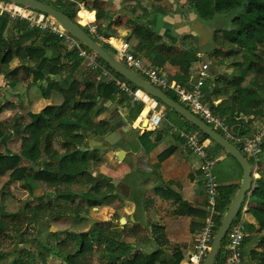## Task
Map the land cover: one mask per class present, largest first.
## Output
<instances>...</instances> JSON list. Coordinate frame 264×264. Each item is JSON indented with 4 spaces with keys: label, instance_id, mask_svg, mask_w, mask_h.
<instances>
[{
    "label": "trees",
    "instance_id": "trees-1",
    "mask_svg": "<svg viewBox=\"0 0 264 264\" xmlns=\"http://www.w3.org/2000/svg\"><path fill=\"white\" fill-rule=\"evenodd\" d=\"M42 1L75 21L73 18L74 6L79 4L80 0ZM136 1L146 2V6L143 7V12L140 15L136 14L137 7L135 6L128 10L133 17L129 19L130 34L127 39L134 41V53L160 70L166 65L177 67L178 72L172 77V80L181 84L190 82V68L199 61L200 58L197 55L200 53L201 47L189 34L181 36L182 46L169 44L161 36L155 34L146 23L150 12H166L167 8L161 6V2L164 0H152L151 3L149 0ZM184 4L196 21L213 29L212 45L215 48L212 55L204 54L206 61L219 57L220 60L212 61L219 66H224V60L230 55H241V63L233 64L236 67L234 74L218 72L206 80V85L208 87L212 85L213 90L210 94H205V101L209 104L210 109L226 123L233 135L252 136L255 133L252 121L264 119V0H185ZM94 7L89 11H95L97 21L101 17L100 11ZM222 15L230 21V28H223L220 23L215 24V19ZM87 16L92 18L91 15ZM78 18L80 24H86L81 16V11L78 12ZM103 21L99 24L98 29L105 31L106 38L115 37L116 31L112 30L110 26L112 17L105 15ZM82 29L96 42L102 44L97 37L89 33L87 26H82ZM217 30L221 31L222 41L218 40L215 33ZM6 32L15 33L18 38L7 39L4 35ZM61 43L57 36L30 27L24 20L0 15V63L9 62L12 58L11 51L15 49L19 64L13 68L12 72L16 73L21 70V78L29 80L28 85L44 83L45 85L40 87L41 96L44 99H48L51 91H57L62 96L60 105H47L37 113L28 112V123L7 125L4 130L0 127V139L8 129H11L12 135L21 141V149L18 154L0 153V177L8 173L9 180H25L34 190L39 188L37 183H42L46 188L53 189L43 192V195H33L32 197L39 201L35 207H30L28 204L30 198L15 211L0 206V239L8 235L14 240L11 246L0 250V254L11 256L10 264H48L52 257L62 259L66 264H79V260L90 258L94 252L97 253L102 264H156L157 262L166 264L165 260L159 259V250L149 253L138 251L140 244H146L152 239L147 235L146 229L138 218V210L141 211V209L137 198H123L111 183L110 177L101 173L94 174L91 170V165L100 161L97 153L100 147H93L90 144V137L93 135L104 136L109 129V122L106 118L95 121L91 118L90 113L98 106L100 100L114 101L121 92L113 82L102 81L97 71L89 69L97 77L98 83H88L80 90L81 82L72 79L66 88H62L57 76L62 74L60 62L63 57L67 61H73L67 70L69 75L73 74L81 61L75 57L73 52L63 51ZM219 46L231 50V53L224 52ZM109 47L113 51L110 45ZM47 52H50L51 55L47 56ZM96 58L118 80L126 81L135 90L139 89L115 73L97 56ZM247 76L250 78L241 86L240 83ZM163 92L177 102L171 92ZM218 96L223 98L219 103L214 104L213 99ZM150 98L163 106L167 117L170 114L180 117L186 131L197 133L203 140H209L223 151L195 126L157 99ZM122 100L124 98H121ZM102 110L108 111L104 106ZM169 121L172 120L169 119ZM216 131L223 136L220 130ZM55 141L59 142L60 148L54 147ZM144 141L147 142V139ZM152 146L148 143V150H151ZM173 152L174 148L165 149L159 154L158 160H164ZM22 160L25 163L20 165ZM248 161L251 164L250 159ZM80 179L83 180L87 188L82 193L73 192L70 189L71 186ZM226 189L227 187H218L215 231L230 203ZM46 195L54 196L63 204L42 202ZM119 199L134 201L133 221H130L128 216L126 217V222L132 223L128 232L125 231V228L121 232H113L110 230L108 222L95 221L88 231L68 236L55 247H50L41 238L29 234L27 226L31 224L39 228L40 222L48 221L53 216L64 217V212L61 209L65 205L73 206L75 202L81 200L82 206L72 208L69 206L68 209L71 208L72 218L88 219L85 215L90 208L89 203L102 204ZM247 200L252 203L249 213L254 217L257 228L253 224H245L247 235L243 239L242 246L248 242H257L255 236L264 232V140L261 144L258 177L254 179L251 194ZM241 209L236 217L241 214ZM52 236L58 239L59 234L52 233ZM260 238L258 240L260 251L251 250L249 252L250 261L253 264H264V237ZM130 239H133V242H128ZM224 246L225 237L221 241L214 264H224ZM14 247L18 249L19 253L11 250Z\"/></svg>",
    "mask_w": 264,
    "mask_h": 264
},
{
    "label": "crops",
    "instance_id": "crops-1",
    "mask_svg": "<svg viewBox=\"0 0 264 264\" xmlns=\"http://www.w3.org/2000/svg\"><path fill=\"white\" fill-rule=\"evenodd\" d=\"M184 2L185 0L162 1L161 6L167 8L166 12H150L148 16L146 15V23L153 29L155 34L161 36L169 44L182 46L180 42L181 36L189 34L196 40L195 42L201 47V50L211 47L213 29L196 21ZM94 14V11L87 12V15L92 16V22L95 21ZM4 35L10 40V37L18 38L12 32H6ZM110 40L115 42V37H108L107 42L110 43ZM127 42L133 50V44L129 41ZM11 52L12 58H10V61L0 63V124L3 123L5 126L13 124L24 125L25 123L20 114L37 113L41 110L33 111V107L39 109L47 105H57L51 103V97L56 91H51L48 99L42 98L41 92L32 94L35 84L28 85L29 80H22L21 70L16 73L12 72L13 68L19 64V59L15 49ZM49 55L51 53L47 52V56ZM199 55L201 56L199 61L190 68V80H196L203 63L212 61V59L206 61L202 58L203 54L201 51ZM72 62H68L64 57L60 62L62 74L57 76V80L62 88H66L72 79H77L81 82L80 89L88 83H98L95 74L84 67L82 62V64H78L73 74L69 75L64 67L70 66ZM161 71L168 79L172 80V77L178 72V68L166 65ZM227 71L226 68H223V72ZM208 73L213 77L218 72ZM205 82L203 87L204 94H210L213 86L209 85L208 87ZM38 84V87L45 85L44 83ZM121 98H124V100L121 101ZM222 98L221 96L216 97L213 99V103H219ZM40 102L46 105L39 107ZM17 103L20 104V108L25 113H16L19 111ZM153 103H156L154 105L155 109H164L163 106L151 100L150 97L147 102H133L128 96L119 93L114 101L100 100L98 105L107 108L108 111H104L108 113L106 119L117 126L116 132L118 136L124 135L121 130L126 125L124 119L130 124L132 132L122 145H116L114 151L112 149L106 153L110 164L113 163V167L107 170L106 167L108 168L109 166L107 161L101 160L98 173L124 182L129 186V197L137 198V203L141 209V211L138 210V218L142 225L149 227L151 233L148 236L152 239L146 244H140L138 251L149 253L159 250L158 257L160 260H165L166 264H186L188 257L193 252L194 237L203 224L205 192L198 171V159L186 151L182 139L171 128V126H174L186 130L183 120L173 114L167 117L166 114L158 128L153 130L143 128V125L145 126L146 124L143 122L145 116L153 111ZM3 104L5 106H2ZM99 107L97 106L94 109H99ZM100 119H103V117L98 118V120ZM169 119L172 121H169ZM252 128L254 130L264 129V119L253 120ZM9 136H13L12 131L6 132L3 138L7 139ZM94 137L98 138L97 136ZM13 138L16 139L14 136ZM144 139H147V142ZM148 143L153 145L151 150L147 148ZM109 147L111 149L112 146ZM167 148H174V152L164 160L159 161V154ZM119 151H123L120 158L117 157ZM207 151L217 163H215L213 171L218 187H227L226 195L231 201L240 185L242 178L241 168L231 156H228L215 145L213 146L209 140ZM219 165L225 167L226 175L221 174L222 171ZM112 169V174L107 172L112 171ZM130 176V183L123 180L124 177L129 178ZM251 204L247 202V204L243 205L241 215L245 224H253L257 228L254 217L249 213ZM134 206V201L125 200L124 212L128 214L130 221H133ZM120 219L123 218L118 219L119 224ZM114 225L113 227L117 226V224ZM128 225L132 227V223H128ZM124 228V226L120 225L113 230L121 232ZM255 237L257 242H248L242 246V257L245 264H253L250 261L249 252L251 250L260 251L261 247L258 246V240L261 239L260 237H264V232H260ZM128 242H133V239L128 240Z\"/></svg>",
    "mask_w": 264,
    "mask_h": 264
},
{
    "label": "built area",
    "instance_id": "built-area-1",
    "mask_svg": "<svg viewBox=\"0 0 264 264\" xmlns=\"http://www.w3.org/2000/svg\"><path fill=\"white\" fill-rule=\"evenodd\" d=\"M0 15L24 20L30 27L57 36L67 52H73L87 69L97 71L102 81L113 82L118 90L126 94L133 102H147L149 100V96L142 90H135L126 81L118 80L110 70L99 63L94 53L82 46L46 15L5 0H0ZM87 28L89 33L99 37L93 22L87 23ZM102 40L107 42L105 39ZM107 43L112 47L113 55L129 69L136 72L152 86L162 91L171 92L179 104L190 110L214 130H220L227 140L235 145L247 159H250L253 179L258 177L257 171L259 169L261 144L264 140V129L255 130L252 136H235L226 123L210 109L209 104L205 101L203 91L204 82L211 77L208 73L207 63L201 65L196 80L181 84L168 79L159 68L150 65L141 56L136 55L127 41L123 40L117 46H113L111 42ZM197 56L201 58L199 54ZM142 95L145 99L141 97ZM155 104L153 103V111L148 119V124L152 129L158 128L165 118V110L162 108L155 109ZM171 128L182 139L186 151L198 159V171L205 192V216L201 228L194 237L193 252L188 257L186 264H203L216 232L218 184L215 175L212 173L215 160L207 151L208 140H203L193 131L182 130L174 126ZM245 236V222L240 214L234 218L225 235L224 264H245L241 255L242 242Z\"/></svg>",
    "mask_w": 264,
    "mask_h": 264
},
{
    "label": "rangeland",
    "instance_id": "rangeland-1",
    "mask_svg": "<svg viewBox=\"0 0 264 264\" xmlns=\"http://www.w3.org/2000/svg\"><path fill=\"white\" fill-rule=\"evenodd\" d=\"M149 2L151 3L152 0H149ZM166 4V3H165ZM148 5V3H147ZM93 6H95L96 8L99 9L100 11V19L93 22V24L96 26L97 29V34L98 36V40L101 41V45L107 49L110 53H112L113 51L110 49L109 44L107 42H104L102 39H106L105 37V31H100V29H98L99 24H101L102 22H104L103 20L105 19V15H110L112 17V21L110 23L111 29L116 31V36H115V42L110 40L111 43L113 45L115 44H120L121 40H125L128 41L129 39L128 36L130 34V30L128 29V24H129V19L131 17H133L128 10H130L133 6L137 7L136 8V14L140 15L141 12L143 11V7L146 6V2L143 3H139L136 0H80L79 4L74 6V12H73V18L76 22H79V18H78V12L81 11V16L82 18L85 20L86 24H80L81 26H87V23L92 22L91 18H89V16H87V12L89 11L90 8H93ZM94 7V8H95ZM86 10H84V9ZM95 13V11H94ZM94 18H95V14H94ZM221 26H223V28H230L231 24L230 21L226 19L225 16H220L217 17L215 19V24H219ZM216 35L218 37V40L222 41L221 39V31L217 30ZM131 44H133V41L130 40L129 41ZM219 45V44H218ZM221 47V46H219ZM214 48L213 45L211 47H207L203 50H201L202 54H203V58H205L204 54H210L212 55L214 52ZM63 51H67V49L65 47L62 46ZM221 50H223L226 53H231V50L229 49H224V47H221ZM220 60L221 58L219 57H215V58H210V60ZM242 61V57L241 55H230L227 59L224 60V66H219L217 65L215 62L211 61L210 63H207L208 65V72H219V73H223V68H226L227 73L228 74H234L236 70V67L233 66V64L235 62H239L241 63ZM68 62L71 63V60H69ZM81 63V62H80ZM79 63V64H80ZM82 64V63H81ZM84 67L85 65L82 64ZM71 66V65H70ZM70 66H65L64 68H66L67 70ZM82 67V66H81ZM250 78V76L245 77V79L242 81V83H240L241 86H243V84ZM39 84H35L33 89H32V94H36L38 92H40V87H38ZM68 86V85H67ZM66 86V87H67ZM84 88V87H81ZM81 90V89H80ZM29 94V93H27ZM143 99H145L143 96H141ZM62 102V96L59 92H54L52 97H51V103L52 104H57L60 105ZM18 104V103H17ZM46 105L43 104V102L39 103V107ZM2 106H5V104H3ZM100 105H98L99 107ZM18 109L19 111H17L16 113H25L22 111V108H20V104H18ZM33 107V106H32ZM44 107V106H43ZM43 107L39 108V109H35V107H33V111L35 110H40ZM103 106H100L99 109H93V111L90 113L92 118H95L94 120L97 121L98 118H107L108 117V113H105L104 110H102ZM150 113L148 115L145 116L146 120V125H143L144 129L147 130H151L152 128L148 129L147 127H150L148 124V119H149ZM20 117L23 118L24 123H28V117L27 114L21 115ZM178 117V116H177ZM11 124H13L11 122ZM0 127L4 130L5 125L2 123L0 124ZM153 130V129H152ZM11 129H8L7 132H11ZM10 137V136H9ZM7 139L2 138L0 140V153H4L7 155H11V154H18L20 152L21 149V141L15 137L16 139L12 137ZM54 147L56 148H60L59 146V142L55 141L54 143ZM214 146V144H213ZM113 147V148H112ZM110 149L109 146L106 147H100V149L98 150V159L100 160L99 163L97 164H93L91 165V170L92 173L96 174L98 173V167L99 165H101V160L103 161H107L108 163V168L106 167V169L110 170L111 167H113V163L110 164V160L108 155H106V153L109 152V150L114 151V149L116 148V145H113ZM25 162L24 160H22L20 162V165H23ZM216 163V161H215ZM214 163V165H215ZM217 164V163H216ZM220 169H221V174L222 175H226V170L224 169L225 167H222L221 165ZM214 166L212 168V173L214 174ZM108 173L113 172L112 171H107ZM258 174V171H257ZM215 175V174H214ZM107 176V175H106ZM110 177V176H107ZM112 178V177H110ZM131 176L129 178H125L124 177V181L130 183L131 181ZM128 179V180H127ZM39 188L34 190L32 189L29 184L26 183L25 180H9L8 178V173L1 176L0 177V206L5 207L7 210L10 211H15L17 209V207L21 206L24 204L25 201H27L28 198H30L31 200L29 201V205L30 207H35L36 205L39 204V201L36 200V198H33V195L39 196V195H43V192H48V191H52V188H46L44 184L42 183H37ZM87 188V186L85 185V183L83 182V180H78L76 183H74L71 186V190L73 192H77V193H82L85 189ZM42 202H52L53 204H63L61 203V201L57 200V198H55L54 196H44V198L42 199ZM247 202H249L248 200H246L244 202L247 204ZM250 203V202H249ZM83 203L81 202V200L75 202V204L69 205L71 208L75 207V206H82ZM89 210L88 213L85 215L86 218L88 219H80V218H72V211L71 208L68 209L69 206L63 207V209H61V211L64 212V217L62 218H56L55 216L51 217V219H49L48 221L45 222H40L39 223V228L36 227L35 225L31 224L29 227V234H31L32 236H36L41 238V240L45 243L48 244L50 247H55L58 244H60V242H62L65 238L67 239V237L72 236L74 234L77 233H81V232H85L88 231L91 227L92 224H94L95 221H105L108 222L110 230L113 232H117L113 229H116L117 226H124L125 227V231L128 232V230H130L131 227H129L128 222L125 223L126 218L127 217V213L124 212L125 210V201L122 200H114V201H109V202H105L102 204H95V203H89ZM252 207V204L250 205ZM29 207V208H30ZM117 218H123L124 223L123 224H119V222H117ZM116 219V220H115ZM93 221V222H92ZM114 224H117L116 227ZM143 227L146 229L147 231V235L149 233H151L149 231V227L147 225H143ZM51 228H53L54 230L51 231ZM128 228V229H127ZM52 233H58L59 237L58 239L54 238L52 236ZM7 237L0 239V250H3L9 246H11L14 243V240L9 237L8 235H5ZM11 250H14L16 253L18 252V249L12 248ZM12 260V257L9 255H2L0 254V263H4V264H10ZM79 264H102L99 259H98V255L97 253H93L91 255L90 258H86V259H81L79 260ZM48 264H66L62 259L59 258H54L52 257L49 261Z\"/></svg>",
    "mask_w": 264,
    "mask_h": 264
},
{
    "label": "water",
    "instance_id": "water-1",
    "mask_svg": "<svg viewBox=\"0 0 264 264\" xmlns=\"http://www.w3.org/2000/svg\"><path fill=\"white\" fill-rule=\"evenodd\" d=\"M12 2L17 5H21L30 10L40 12L54 21L59 27H61L65 32L70 34L74 39H76L82 46L87 48L89 51L94 53L99 59H101L107 66L112 69L115 73L123 77L125 80L130 82L135 87L141 89L149 97L157 99L164 106L168 107L170 110L175 112L177 115L181 116L185 121L195 126L199 131L205 134L211 141L223 149V151L231 156L240 166L242 171V178L240 185L235 192L233 198L231 199L229 205L227 206L222 218L219 222V226L213 236L212 242L210 244L209 250L205 256L203 264H214L215 257L219 251L221 241L226 235L232 221L237 216L239 210L244 205V202L248 199L251 194L253 187V175L251 164L248 159L240 152V150L233 145L224 136L218 133L216 130L207 125L199 117L193 114L190 110L185 108L183 105L171 99L167 96L161 89L156 88L149 84L144 78L138 75L136 72L129 69L121 61H119L113 53H110L102 45L94 40L89 34H87L82 26L73 21L70 17L65 15L63 12L52 7L48 3L42 0H5ZM146 118L144 123H146ZM126 125L121 128L124 135L118 136L116 130L117 126L109 122V129L107 133L102 136L95 138L94 136L90 138V144L93 147H106L113 145H122L124 140L130 136L132 129H130V124L124 119ZM123 151H119L117 157L122 156ZM111 183L115 186L116 191L125 199L129 198V186L124 182L111 178ZM93 222V221H92ZM124 223V219H120V224ZM54 230L51 228V231Z\"/></svg>",
    "mask_w": 264,
    "mask_h": 264
},
{
    "label": "bare ground",
    "instance_id": "bare-ground-1",
    "mask_svg": "<svg viewBox=\"0 0 264 264\" xmlns=\"http://www.w3.org/2000/svg\"><path fill=\"white\" fill-rule=\"evenodd\" d=\"M143 96V95H142ZM146 125V124H145ZM148 129H150L151 127H147Z\"/></svg>",
    "mask_w": 264,
    "mask_h": 264
}]
</instances>
